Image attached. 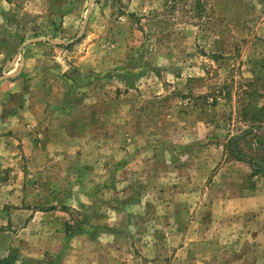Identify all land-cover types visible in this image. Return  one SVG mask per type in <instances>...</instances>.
I'll use <instances>...</instances> for the list:
<instances>
[{
    "label": "rangeland",
    "instance_id": "obj_1",
    "mask_svg": "<svg viewBox=\"0 0 264 264\" xmlns=\"http://www.w3.org/2000/svg\"><path fill=\"white\" fill-rule=\"evenodd\" d=\"M264 0H0V264H264Z\"/></svg>",
    "mask_w": 264,
    "mask_h": 264
},
{
    "label": "trees",
    "instance_id": "obj_2",
    "mask_svg": "<svg viewBox=\"0 0 264 264\" xmlns=\"http://www.w3.org/2000/svg\"><path fill=\"white\" fill-rule=\"evenodd\" d=\"M229 159L246 163L254 175L264 176V119L251 122L224 144Z\"/></svg>",
    "mask_w": 264,
    "mask_h": 264
}]
</instances>
